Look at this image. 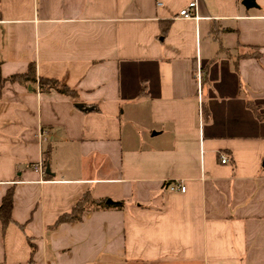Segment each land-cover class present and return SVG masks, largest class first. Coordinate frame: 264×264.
<instances>
[{"label": "crops", "instance_id": "0c3cea01", "mask_svg": "<svg viewBox=\"0 0 264 264\" xmlns=\"http://www.w3.org/2000/svg\"><path fill=\"white\" fill-rule=\"evenodd\" d=\"M242 1L0 0L2 78L73 91L3 86L0 264H264V0ZM87 193L123 208L51 230Z\"/></svg>", "mask_w": 264, "mask_h": 264}, {"label": "trees", "instance_id": "16d2710c", "mask_svg": "<svg viewBox=\"0 0 264 264\" xmlns=\"http://www.w3.org/2000/svg\"><path fill=\"white\" fill-rule=\"evenodd\" d=\"M18 83L23 86L29 85H38L40 87L48 86L53 91L60 93L62 95L71 96L73 91L67 86L61 84L57 80L40 77L37 74L36 65L31 63L26 73L17 74L12 76L9 79H3L1 75V62H0V99L2 95L3 86L6 82ZM50 161V149L47 150L45 159L43 164L47 166ZM47 178H50L49 174L45 173ZM123 208V203L117 204H107L105 200H94L92 199L90 193L85 194V196L78 202V204L74 207L71 213L65 214L61 216L56 224L52 226L51 230H56L59 225L66 222H79L82 219L83 214L89 210H99L106 208ZM12 210H13V192L9 191L5 196L3 203L0 205V219L4 227L13 222L12 218ZM32 248V256L36 252V246L31 242Z\"/></svg>", "mask_w": 264, "mask_h": 264}, {"label": "built area", "instance_id": "2783aa9c", "mask_svg": "<svg viewBox=\"0 0 264 264\" xmlns=\"http://www.w3.org/2000/svg\"><path fill=\"white\" fill-rule=\"evenodd\" d=\"M196 1L192 2L186 9L182 10L180 12V16L184 17L185 19H192V18H195L196 15H195V10H196ZM202 71L201 69H198V72L196 74V79L198 80L199 82V85L201 86V82H202ZM46 133L43 131V136L45 135ZM221 162L223 164H227L229 163V158L226 157V156H222L221 157ZM35 170L41 172V173H44V164L43 163H40L38 164L37 166H35L34 168ZM169 190L171 192H176V191H180L182 193L185 192V187L181 184H178V183H171L169 185Z\"/></svg>", "mask_w": 264, "mask_h": 264}, {"label": "water", "instance_id": "95a60500", "mask_svg": "<svg viewBox=\"0 0 264 264\" xmlns=\"http://www.w3.org/2000/svg\"><path fill=\"white\" fill-rule=\"evenodd\" d=\"M242 5L247 9V10H250V9H254V8H258V5L256 3V0H243L242 1ZM77 108H80L82 109L83 108V105L81 104H77ZM46 174H51L50 172V166L48 165L47 168H46ZM109 203H112L111 201H109Z\"/></svg>", "mask_w": 264, "mask_h": 264}]
</instances>
